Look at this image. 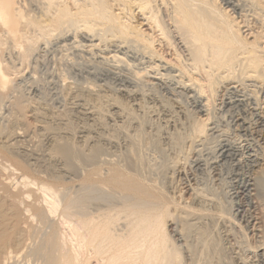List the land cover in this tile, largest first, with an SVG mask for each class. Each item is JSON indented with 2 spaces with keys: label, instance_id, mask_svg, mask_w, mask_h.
Here are the masks:
<instances>
[{
  "label": "bare ground",
  "instance_id": "6f19581e",
  "mask_svg": "<svg viewBox=\"0 0 264 264\" xmlns=\"http://www.w3.org/2000/svg\"><path fill=\"white\" fill-rule=\"evenodd\" d=\"M253 22L256 29L251 27ZM246 28L249 29L244 31ZM5 53H9L10 61L5 59ZM84 53L90 56L88 60ZM52 62L57 64L59 73L55 76L59 79L56 88L60 90L57 99L60 97L64 102L79 98L74 97L72 85L77 82L73 80L86 65L85 73L93 78L89 83L93 89L95 84L114 75L115 81L126 84L133 78L139 86L143 85L141 81L148 82V88L156 91L157 97L173 92L178 100L184 97L190 100L192 110L186 117L194 124L191 136L194 141L204 138L202 144L206 145L204 151L208 155L204 160L200 156L202 159L198 158L194 165L204 162L209 171L230 169L228 178L220 182L226 187L227 202L223 200V204L228 203L230 212L216 200L221 216L234 220L244 237L262 234L258 237L264 240V224L260 223L263 221L254 214L264 193V0H0V264H198L200 261L188 240L194 227L187 218L201 216L206 210L202 205L201 209L182 206L175 195H170L165 183L158 181L160 178L150 179L148 171H144L146 159L142 156L144 160L138 157L133 162L132 152L138 151L133 144L129 143L130 155L121 152L122 158L117 155L119 160L116 157L114 161H102V146L87 144L85 149L79 147L82 144L77 146V141L73 143L67 138L68 141H55V138L50 154L62 165L58 175L48 172L50 169L43 172L33 169L21 157L23 154H18V145L28 137L25 144L32 143L35 137L31 140L30 134H37L36 127L26 120L27 114L40 119L39 110L33 109L31 101L40 89L34 85L49 80L48 73H40L42 67L45 69ZM128 67L135 71L132 79L121 75ZM26 68L33 75L25 80L29 84L27 92L16 85L20 77L17 74ZM128 88L119 89L120 97L113 95L112 109L125 108L121 98L133 93ZM90 94L88 98H94ZM173 97L161 101L166 106L181 105L183 101ZM95 99L105 98L98 95ZM101 105L96 107L98 115L99 108L102 114L107 112ZM41 129L49 131L48 134L52 132L48 127ZM148 165L151 166L149 162ZM3 173L9 176L4 179ZM258 256L263 260L264 251L259 250Z\"/></svg>",
  "mask_w": 264,
  "mask_h": 264
},
{
  "label": "rangeland",
  "instance_id": "374dc122",
  "mask_svg": "<svg viewBox=\"0 0 264 264\" xmlns=\"http://www.w3.org/2000/svg\"><path fill=\"white\" fill-rule=\"evenodd\" d=\"M141 21V20H140ZM256 22V21H255ZM255 22H253V26L256 29L257 25H255ZM146 24V23H145ZM145 29H147L146 27H144ZM249 28H246L244 31H247ZM254 30V29H253ZM249 32H247L246 34H248ZM245 34V35H246ZM250 37V36H249ZM9 53H5L4 57L8 61L10 58V55H8ZM84 55H81L83 57H85L87 60L88 58H90V56H87V53H84ZM6 55V56H5ZM100 56V54H98ZM49 59L53 60V56L51 54H49ZM80 56V55H79ZM102 56V57H101ZM101 58H104L103 55H101ZM11 59V58H10ZM14 59V58H13ZM82 59V58H81ZM84 59V58H83ZM100 61V59H97ZM16 63H18L16 61ZM84 63V61L82 62ZM54 64L53 62L51 63L50 66L45 67V69L42 67V72L39 73L41 75H43L42 73L45 72V74H47V77L49 78V80L45 83L41 82L39 84H35L34 87L35 88H40L37 89L39 91H37V94L32 95L33 100L32 101V105H33V109L35 111L40 113V119L39 120H35L33 117H31L32 113H28L27 114V121L31 122L30 125L36 127V132L37 133L36 136H39V138L37 139L36 136H34V134L32 133V135L30 134V139L33 138L34 140H32L31 142H27L25 144V141H29V137L26 138V140H24V143H20L18 146L20 149L17 150V152L19 151V155L21 157H23V159H26L27 162H29L33 169L39 171V172H43L46 171V169H50L48 172H55L54 174L58 175L60 168L62 167L61 163L53 158H51V154L50 152L52 151V144L55 143L56 140H63V141H72L74 143H76L77 141V146L81 145L79 147H83L86 149V146H98L101 147V156H100V160L104 161L105 159L107 161H114L119 160L117 155H123L125 154L126 156L131 154V147L133 146V149L138 152V155H135L136 152H132L134 153V155L131 156H135L133 158V162H136V159L138 160L139 158H145V165L151 164V166H145L144 165V171L147 172L148 171V177H150V179L152 180H157L163 184L166 185L169 193L171 196H174L175 199L178 200V202L180 201V203L182 204V206H191L196 209H201V207L203 209L206 210V212H203L201 216H198V214H196L197 216H193L195 218H192V215H190V217H188V221L192 224V226L194 227L192 229V231L190 232L192 236H188V240L191 241V243L193 244V246L196 249V255L198 257V259L200 260L198 264H264V258L262 260L261 257L258 256V251L262 250L264 251V240L259 238L258 236L260 235H255L254 233H250L248 235V237H244L245 235H243L242 230L240 228V226L231 218L227 217V216H221V212H220V204H218L219 202H217L216 200L220 201V203L222 205H224L223 203H225V201L227 202V199L225 197V189L226 187L220 183L222 180L228 178V172H230V169H215L212 171H209L208 169H206V167L204 166V162H200V164H198L197 166L194 165V161H196L198 158L199 160L203 158L206 159L208 157V155H206V151H204L206 149V145L202 144L204 143V138H198L195 139V141L197 140V142H195L191 136V134H193V129L194 127H192L194 124L192 123V120H190L187 116V112L192 110L191 107V101L187 100L185 97L178 100L177 95L175 93H168V95L170 96H166L167 92L161 94H158V97L162 96L163 98L159 99L157 97L156 94H154L155 92H151L152 90L149 89V83L148 82H143L141 86H139V82L138 84L134 83L133 81V76L132 74L135 72L134 69L128 67L126 68V70L124 71L125 74H121L123 75L125 78L129 77L132 79L131 83H123L120 81H115V76L112 75L110 76V78L108 80H104L98 82V84H95L97 86H95V88L93 89L92 87H90L89 83H92L91 81L93 80L92 77L88 78L89 76L87 75V65L84 66L81 69L84 70H78L81 72L77 75V79L75 77V79L77 80H73L77 83H74L72 85L73 87V92H74V97L79 96L78 99H73V98H68L65 100V102L63 101L64 99L60 98L57 99V96H60V90L58 91L56 88L58 87V83L56 81L59 82V79H56L55 76H59V73L57 74L56 70H57V64ZM20 66V65H18ZM54 66V67H53ZM54 69H52V68ZM86 67V68H85ZM91 67V66H90ZM20 68V67H18ZM50 68V72L47 71V69ZM52 69V70H51ZM27 68L25 70H23L20 75L17 74V81H16V85L20 87L22 86V89L26 88V92L28 91V88L26 87L27 85H29L28 83H26L27 79H29V76H33L31 74V70H28L27 73ZM113 70V69H112ZM133 70V71H132ZM47 71V72H46ZM55 72V73H53ZM118 73V70L116 71ZM127 72V73H126ZM129 72V73H128ZM53 73V74H52ZM24 74V76L22 75ZM54 75V79H52L53 77H51V75ZM56 74V75H55ZM77 74V72H76ZM84 74V75H83ZM22 75V76H21ZM82 75V76H81ZM127 75V76H126ZM130 75V76H129ZM79 76V77H78ZM46 77V75H45ZM51 77V78H50ZM154 77V76H151ZM82 78V79H81ZM112 79V80H111ZM149 79V78H148ZM148 79H146L145 81H147ZM23 80V81H22ZM135 82H137L136 79H134ZM150 80V79H149ZM25 81V82H24ZM108 83H107V82ZM50 82V83H49ZM52 82V83H51ZM56 82V83H55ZM83 82V83H82ZM85 82V83H84ZM110 82V83H109ZM113 82V84H112ZM22 83V84H21ZM26 83V85H25ZM104 83V84H103ZM107 83V84H106ZM133 83V84H132ZM145 83V86H144ZM148 83V85L146 84ZM164 83V82H163ZM106 84V85H105ZM119 84V85H118ZM166 84V83H165ZM24 85V87H23ZM43 85V86H42ZM56 85V86H55ZM77 85V86H76ZM79 85V86H78ZM81 85L85 88L87 85V87L84 89L83 87H81ZM108 85V87H107ZM112 85V87H111ZM110 86V87H109ZM117 86V87H116ZM120 86V88L118 87ZM134 86V87H133ZM147 86V87H146ZM178 86V85H176ZM42 87H44L42 89ZM52 87V88H51ZM74 87H76L74 89ZM116 87V89L114 88ZM129 87L128 89H130L133 93H131V95H128L126 97H122L121 99L124 101V104L127 106H125V108L120 109L118 108H113V104L114 101L112 102V98L113 95L115 97V95L117 97H120V90H125V88ZM51 88V90H50ZM88 88V89H87ZM104 88V89H103ZM145 88V90H144ZM147 88V90H146ZM47 91H46V90ZM82 89V90H81ZM93 89V90H92ZM100 89V90H99ZM120 89V90H119ZM136 89V91H135ZM44 90V91H43ZM55 92H54V91ZM80 90V91H79ZM88 90V91H87ZM96 92H95V91ZM118 90V91H117ZM42 91V92H41ZM92 92V94H90V92ZM106 91V92H104ZM138 91V92H137ZM142 93H141V92ZM145 91V92H143ZM25 92V93H26ZM44 92V93H43ZM57 92V94H56ZM59 92V93H58ZM89 92V93H87ZM101 92V93H100ZM104 92V93H103ZM119 92V93H118ZM147 92V93H146ZM47 93V94H46ZM79 93V94H77ZM98 93V94H97ZM137 93V94H134ZM141 93V94H140ZM150 93V94H149ZM152 93V94H151ZM27 94V93H26ZM40 94V95H39ZM43 94V96H42ZM45 94V95H44ZM90 95H94L92 99H89L88 96ZM103 94V95H102ZM110 96H108V95ZM111 94V95H110ZM134 94V95H133ZM47 95V96H46ZM84 95V99L83 98ZM101 95L102 98H105L102 100H97L95 99V97L97 98V96ZM105 95V97H104ZM155 95V96H154ZM171 95H176V96H171ZM38 96V97H37ZM41 96V97H40ZM55 96V97H54ZM81 96V97H80ZM107 96V99H106ZM167 98H166V97ZM52 99H51V98ZM109 97V98H108ZM169 97V98H168ZM173 100H177V101H183L181 102V105L178 104H174V106L170 105V106H166L164 105L165 98L167 99H172ZM42 98V99H41ZM44 98V99H43ZM48 98V100L46 99ZM56 98V99H55ZM111 98V99H110ZM150 98V99H149ZM62 99V100H61ZM82 99V100H81ZM95 99V100H94ZM109 99V100H108ZM136 99V100H135ZM45 102H41V101ZM47 100V101H46ZM52 100V101H51ZM60 100V102H59ZM74 100V101H73ZM77 100V101H76ZM91 100V101H90ZM93 100V101H92ZM97 100V101H96ZM149 100V101H148ZM162 100V101H161ZM36 101H39L38 103ZM62 101V102H61ZM73 101V104H72ZM95 101V102H94ZM108 101V102H107ZM111 101V102H109ZM141 101V102H140ZM147 101V102H146ZM188 101V102H187ZM53 102V103H52ZM59 102V103H58ZM64 102V103H63ZM94 102V103H93ZM100 102V103H98ZM103 103V108H105L104 110L108 112H103L104 114H102L100 112V108L98 109L99 111V115L100 113L102 115H98L97 114V106L100 105V107L102 106L101 104ZM127 104H126V103ZM134 102V103H133ZM157 102V103H156ZM163 104H161V103ZM186 102V103H185ZM40 103V104H39ZM52 103V104H51ZM61 103V104H60ZM63 103V105H62ZM110 103V104H109ZM130 103V104H129ZM155 103V104H154ZM160 103V104H159ZM177 103V102H176ZM36 104V105H35ZM81 106L78 107L77 105ZM86 104V105H84ZM94 104V105H93ZM109 104V105H108ZM129 104V106H128ZM140 104V105H138ZM148 104V106H147ZM39 105V106H38ZM57 105V106H56ZM61 105V106H59ZM68 105H69V109H68ZM89 105V107L87 106ZM105 105V106H104ZM108 105V106H107ZM38 106V107H37ZM45 106V107H43ZM59 106V108H58ZM75 106V107H74ZM145 106V107H143ZM154 106V107H153ZM162 106V107H161ZM165 106V107H164ZM178 106V107H177ZM55 107V108H54ZM63 107V108H62ZM85 107V108H84ZM87 107V108H86ZM97 107V108H96ZM111 107V108H110ZM142 109H141V108ZM149 107V109L147 108ZM176 107V108H175ZM58 108V109H57ZM67 108V109H66ZM77 108V109H75ZM89 108V109H88ZM132 108V109H131ZM146 108V109H145ZM164 108L166 110H164ZM37 109V110H36ZM48 109V110H47ZM63 109V110H62ZM131 109V110H130ZM135 109V110H134ZM139 109V110H138ZM158 109V110H157ZM170 111H169V110ZM175 109V110H174ZM119 110V112H118ZM128 110V111H127ZM62 111V112H61ZM81 113H79V112ZM127 111V112H126ZM167 111V112H166ZM174 111V112H173ZM46 112V113H45ZM53 112V113H52ZM57 114H56V113ZM59 112V113H58ZM67 112V113H65ZM92 112V113H91ZM126 112V113H125ZM169 112V113H168ZM184 114H182V113ZM45 115H44V114ZM84 113V114H83ZM121 113V114H120ZM132 113V114H131ZM135 115H134V114ZM186 113V114H185ZM30 114V116H29ZM107 114V115H105ZM161 114V115H160ZM173 114V115H172ZM43 117H42V116ZM77 115V116H76ZM82 115V116H81ZM93 115V116H92ZM111 115V117H110ZM115 115V116H114ZM134 115V116H133ZM177 115V116H175ZM67 116V117H66ZM85 116V117H84ZM106 116V117H104ZM128 116V117H127ZM46 117V119H45ZM49 117V118H48ZM114 117V118H113ZM123 117V118H122ZM133 117V118H132ZM139 119H138V118ZM164 117V118H163ZM177 117V118H176ZM33 118V119H32ZM55 118V119H54ZM59 118V119H56ZM64 118V119H62ZM103 118V121H102ZM105 118V119H104ZM129 118V119H128ZM132 118V119H131ZM171 121H170V119ZM180 118V119H179ZM82 119V120H81ZM90 119V120H89ZM93 119V120H92ZM60 120V121H59ZM62 120V121H61ZM101 120V121H100ZM174 120V121H173ZM180 120V121H179ZM35 121V122H34ZM95 121V124H93ZM98 121V122H97ZM110 121V122H109ZM125 121V122H124ZM128 121V122H127ZM131 121V122H130ZM138 121V122H137ZM143 121V122H142ZM188 121V122H187ZM56 122V123H55ZM104 124H103V123ZM107 122V123H106ZM114 122V123H113ZM134 122V123H133ZM183 122V123H182ZM52 123V124H50ZM61 123V124H60ZM63 123V124H62ZM100 123V125H98ZM124 123V124H123ZM131 123V124H128ZM139 123V124H138ZM165 123V124H164ZM49 124V125H48ZM61 125L60 126H58ZM70 124V125H69ZM87 124V126H86ZM93 124V125H92ZM107 124V125H106ZM111 124V125H110ZM117 124V125H116ZM167 124V125H166ZM174 124V125H173ZM178 124V125H177ZM191 124V125H190ZM115 125V126H114ZM119 125V126H118ZM127 125V126H126ZM177 127H176V126ZM180 125L182 127H180ZM58 126V127H57ZM89 126V127H88ZM92 126V127H91ZM103 126V127H102ZM124 126V127H123ZM130 126V127H129ZM167 126V127H166ZM38 127V128H37ZM42 127H48V130H52V132L50 131V133L48 134L49 131H44L41 128ZM51 127V128H50ZM53 127V128H52ZM67 127V128H66ZM87 127V129H86ZM56 128V129H54ZM58 128V129H57ZM61 130H60V129ZM63 128V129H62ZM78 128V130H77ZM137 128V129H136ZM179 128V129H178ZM189 128V129H188ZM191 128V129H190ZM68 131H67V130ZM123 129V130H122ZM125 129V130H124ZM131 131H130V130ZM169 129V130H168ZM177 129V130H176ZM70 130L72 132H70ZM82 130V131H81ZM84 130V131H83ZM92 130V131H91ZM129 130V131H128ZM138 130V131H137ZM141 130V131H140ZM144 130V131H143ZM175 130V131H174ZM38 131V132H37ZM57 131V132H56ZM59 131V133H58ZM65 131V133H64ZM81 131V132H79ZM89 133H88V132ZM122 131V132H121ZM124 131H128L124 133ZM178 131V133H177ZM188 131V132H187ZM42 132V133H41ZM46 132V133H45ZM55 132V133H54ZM63 132V133H61ZM78 132V133H77ZM182 132V133H181ZM44 133V135H42ZM58 133V134H57ZM123 133V134H122ZM41 134V135H40ZM51 134V135H50ZM176 134V135H175ZM179 134V135H178ZM190 134V135H189ZM48 135V136H47ZM54 135V136H53ZM71 135V136H70ZM53 136V137H52ZM67 136V137H66ZM84 136V137H83ZM123 136V137H122ZM190 136V137H189ZM43 137V138H42ZM46 137V138H44ZM52 137V138H51ZM73 137V138H72ZM81 137V138H80ZM86 137V138H85ZM130 137V138H129ZM138 137V138H137ZM179 137V138H178ZM56 138V139H55ZM62 138V139H61ZM68 140H67V139ZM72 138V139H71ZM75 138V139H74ZM110 138V139H109ZM112 138V139H111ZM122 138V139H121ZM55 139V141H54ZM92 139V141H91ZM94 139V140H93ZM120 139V140H119ZM142 139L144 141H142ZM182 141H181V140ZM200 139V140H199ZM40 140V141H39ZM44 140V141H43ZM74 140V141H73ZM190 140V141H189ZM37 141V142H36ZM113 141V142H110ZM122 141V142H121ZM174 141V142H173ZM180 141V142H179ZM36 142V143H35ZM41 144H39V143ZM43 142V143H42ZM52 142V143H51ZM79 142V143H78ZM117 142V143H116ZM136 142H138L137 147ZM145 142V143H144ZM147 142V143H146ZM182 142V143H181ZM185 142V143H184ZM196 144H194V143ZM128 145H127V144ZM129 143L132 145L129 146ZM146 145H144V144ZM174 143V144H173ZM190 143V144H189ZM22 144V145H21ZM25 144V145H24ZM30 144V145H29ZM33 146H32V145ZM39 145V146H36ZM75 144V145H76ZM116 144L118 146H116ZM121 144V145H120ZM36 148H35V146ZM48 147H47V146ZM185 147H184V146ZM189 145V146H188ZM22 146V147H20ZM25 146V147H24ZM31 146V147H30ZM129 146V147H128ZM135 146V148H134ZM150 146V147H149ZM30 147V148H29ZM47 147V148H46ZM105 147V148H104ZM114 147V148H113ZM122 147V148H121ZM141 147V148H139ZM149 147V148H148ZM189 147V148H188ZM27 150H26V149ZM39 148L38 150L35 149ZM45 148V149H43ZM50 148V149H49ZM89 148V147H87ZM120 148V149H119ZM128 148V149H127ZM147 148V149H146ZM188 148V151H187ZM132 149V150H133ZM196 149V150H195ZM23 150V152H22ZM26 150V152H25ZM44 150V151H43ZM47 150V151H46ZM106 150V151H105ZM133 150V151H134ZM192 150V151H191ZM199 150V151H198ZM201 150H203V152H200ZM21 151V152H20ZM34 151V152H33ZM129 152L126 154V152ZM140 151V152H139ZM25 152V153H24ZM106 152V153H105ZM122 152V153H121ZM124 152V153H123ZM197 152V153H196ZM200 152V153H199ZM117 153V154H116ZM121 153V154H120ZM189 153V154H188ZM29 154V155H27ZM112 154V155H111ZM144 154V155H143ZM147 156H146V155ZM189 156H188V155ZM202 154V155H201ZM50 155V156H49ZM108 155V156H107ZM121 155V158H122ZM27 156V157H26ZM103 156V157H102ZM125 156V157H126ZM137 156V157H136ZM143 156V157H142ZM202 156V158L200 157ZM139 157V158H138ZM147 157V158H146ZM187 157H189L187 159ZM40 158V159H39ZM110 158H112L110 160ZM136 158V159H135ZM143 158V160H144ZM183 158V159H182ZM42 159V160H41ZM150 159V160H149ZM186 159V160H185ZM190 159V160H189ZM38 160V161H37ZM40 160V161H39ZM182 162H181V161ZM57 161V162H56ZM189 163H188V162ZM33 162V164H32ZM164 162V163H163ZM176 162V163H175ZM193 162V163H192ZM38 163V164H37ZM47 163V164H46ZM58 163V164H57ZM153 163V164H152ZM158 164L156 167L155 165ZM174 163V164H173ZM181 163V164H180ZM41 164V165H40ZM61 166H60V165ZM189 164V165H188ZM191 164V165H190ZM193 164V165H192ZM153 165V167H152ZM179 165V166H178ZM182 165V166H181ZM169 166V167H167ZM174 166V167H173ZM191 166V167H190ZM193 166V167H192ZM42 169H40V168ZM46 167V168H45ZM50 167V168H49ZM148 169H146V168ZM152 167V168H151ZM190 167V168H189ZM45 168V169H44ZM154 168V169H153ZM156 168V169H155ZM159 168V169H158ZM205 168V170H204ZM146 169V170H145ZM152 169V170H151ZM43 170V171H42ZM54 170V171H52ZM165 170V171H164ZM181 170V171H180ZM185 170V173H184ZM200 170V171H199ZM206 170L208 171L206 173ZM168 171V172H167ZM187 171V172H186ZM154 172V174H152ZM204 172V173H202ZM210 172V174H209ZM151 173V174H150ZM162 173V174H161ZM4 174V173H3ZM6 174V175H5ZM4 175V179L5 177L9 176L7 175L8 173H5ZM147 174V173H146ZM174 174V176H173ZM205 174V175H204ZM154 176V177H152ZM171 176V177H170ZM202 176V177H201ZM164 177V178H162ZM179 177V178H178ZM209 177V178H208ZM157 178V179H156ZM201 178V179H200ZM213 178V179H212ZM171 179V180H170ZM175 179V180H174ZM179 179V180H178ZM206 179H209L206 181ZM161 180V181H160ZM212 180V181H211ZM157 181V182H158ZM175 181V182H174ZM190 181V183H189ZM213 183L211 184L210 182ZM174 182V183H173ZM184 183V184H183ZM199 183V185H198ZM202 183V184H201ZM207 183V184H206ZM170 185V186H169ZM196 185V186H195ZM208 185V187H207ZM196 188H195V187ZM206 186V187H205ZM188 187V188H187ZM191 187V188H190ZM201 187V188H200ZM211 187V188H210ZM213 187V188H212ZM10 188L12 189V186H10ZM174 188V189H173ZM199 188V189H197ZM224 188V189H223ZM207 191H206V190ZM213 189V192H211ZM215 189V190H214ZM13 190H16V188H13ZM191 190V191H190ZM194 190V191H193ZM210 190V191H209ZM193 191V192H192ZM205 192V193H204ZM190 193V195H189ZM198 193V194H197ZM203 195V198L202 195ZM263 194V195H262ZM261 194V198L258 199L257 201V208L254 211V209H252V211H254L255 217L260 219L259 221H263L260 222L262 223L261 225L264 224V193ZM180 195V196H178ZM198 195V196H197ZM206 195V196H205ZM193 196V197H192ZM211 197V198H210ZM213 197V198H212ZM206 198V199H205ZM210 198V199H209ZM220 198V199H219ZM185 199V200H184ZM212 199V200H211ZM225 200V201H223ZM223 201V202H222ZM217 202V203H216ZM190 204V205H189ZM210 204V205H209ZM228 203H226L224 206L226 212H230L227 206ZM202 205V206H201ZM218 207H217V206ZM210 207V209H209ZM215 207V208H214ZM259 207V208H258ZM219 208V209H218ZM259 209V210H258ZM208 210H211V212L214 214H212V216L210 217L209 214H211V212H208ZM228 210V211H227ZM263 211V212H262ZM215 212V213H214ZM217 212V213H216ZM257 212V213H256ZM180 214V216L182 215V213L178 212ZM209 213V214H208ZM186 215H182L181 217L184 218ZM210 217V218H208ZM222 217V218H221ZM186 218V217H185ZM184 218V219H185ZM225 218V219H224ZM227 218V219H226ZM194 219V220H193ZM201 220V221H199ZM226 220V221H225ZM194 221V222H193ZM200 222V223H199ZM231 222V223H230ZM197 223V224H196ZM237 225V226H236ZM235 226V227H234ZM264 226V225H263ZM198 228V229H197ZM201 229V230H199ZM196 230V231H195ZM241 231V232H240ZM240 232V233H239ZM242 233V234H241ZM240 236H239V235ZM257 236V237H255ZM193 237V238H192ZM246 240H245V239ZM247 239L248 243L247 242ZM244 241V242H243ZM261 241V242H259ZM252 242V243H251ZM196 243V245H195ZM254 244V245H253ZM261 245V246H260ZM263 246V248H262ZM253 247V248H252ZM261 247V248H259ZM249 248V249H248ZM258 248V249H257ZM252 249V250H251ZM256 250H258L256 252ZM198 251V252H197ZM253 251V252H252ZM201 253V254H199Z\"/></svg>",
  "mask_w": 264,
  "mask_h": 264
}]
</instances>
